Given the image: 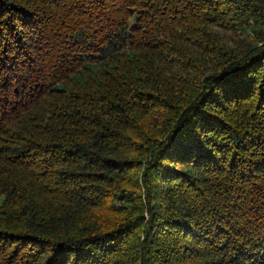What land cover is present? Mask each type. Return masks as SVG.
I'll use <instances>...</instances> for the list:
<instances>
[{
	"label": "trees",
	"instance_id": "1",
	"mask_svg": "<svg viewBox=\"0 0 264 264\" xmlns=\"http://www.w3.org/2000/svg\"><path fill=\"white\" fill-rule=\"evenodd\" d=\"M0 264H264V0H0Z\"/></svg>",
	"mask_w": 264,
	"mask_h": 264
}]
</instances>
